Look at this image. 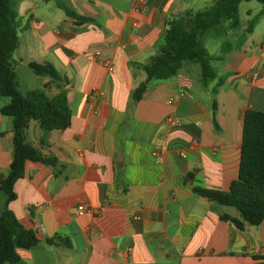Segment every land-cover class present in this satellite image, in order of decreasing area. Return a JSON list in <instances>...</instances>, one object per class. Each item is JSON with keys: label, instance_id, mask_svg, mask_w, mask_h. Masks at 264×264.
Returning a JSON list of instances; mask_svg holds the SVG:
<instances>
[{"label": "crops", "instance_id": "obj_1", "mask_svg": "<svg viewBox=\"0 0 264 264\" xmlns=\"http://www.w3.org/2000/svg\"><path fill=\"white\" fill-rule=\"evenodd\" d=\"M144 1L18 2L12 66L19 91L49 82L30 63L53 65L68 80L72 123L48 133L36 121L29 125L28 141L57 164L30 162L15 184L8 207L41 242L19 250L14 264H253L264 256V222L240 230L221 220H241L236 208L193 192L227 191L238 178L245 112L264 111V42L260 53L249 44L255 28L241 49L233 41L217 62L224 64L219 75L228 76L217 94L218 80L204 87L200 65L186 62L175 77L151 81L136 102L133 93L147 79L142 66L161 47L169 21L200 4ZM63 6L90 20L77 22ZM251 13L242 19L240 11V32ZM226 86L245 95L239 104L233 93L221 111L218 95ZM9 102L0 97V176L13 160V119L1 113ZM171 115L181 123L167 122ZM78 205L89 212L76 215ZM56 236L71 247L47 243Z\"/></svg>", "mask_w": 264, "mask_h": 264}, {"label": "trees", "instance_id": "obj_2", "mask_svg": "<svg viewBox=\"0 0 264 264\" xmlns=\"http://www.w3.org/2000/svg\"><path fill=\"white\" fill-rule=\"evenodd\" d=\"M19 1L21 0H0V97L10 99L1 113L13 119L14 145L8 173L0 176V191L7 196L0 216V264L19 262V250H29L41 242L36 233L26 229L8 207L16 199L15 184L24 177L28 163L46 166L57 164L56 158L43 156L28 141L27 130L30 123L36 121L44 133L67 130L72 123V112L65 89L68 80L53 65L30 63V70L49 82L44 89H35L24 95L19 91L18 76L12 66L13 54L20 44L16 28V8ZM244 1L262 4L260 15L264 16V0H213L204 9L187 10L169 21L161 47L150 63L142 66L147 79L134 91L133 99L140 101L151 81L169 80L178 75L186 62L200 65L201 84L204 87L218 80L214 89L217 94L228 76H220L215 63L225 61L226 54L234 49V45L231 41H225L222 53L212 55L205 47L203 38L208 33H212L215 38H224L230 32L241 30L240 5ZM63 9L77 22L90 20L78 16L65 6ZM255 20L248 22L246 32L237 41V49H241L247 36L253 33ZM50 87L57 89L58 93L50 95ZM193 192L211 202L236 208L241 214V220L227 215L222 216L221 220L240 230L245 224L258 226L264 222V111L248 109L245 112L238 178L231 183L229 190L194 187ZM47 243L71 247L70 241L60 236L47 240ZM253 259V264H264V256H254Z\"/></svg>", "mask_w": 264, "mask_h": 264}, {"label": "rangeland", "instance_id": "obj_3", "mask_svg": "<svg viewBox=\"0 0 264 264\" xmlns=\"http://www.w3.org/2000/svg\"><path fill=\"white\" fill-rule=\"evenodd\" d=\"M197 3H200L199 5H197V7H195V10H201L204 9L206 7H208L213 0H197ZM251 10V17L250 20H254V26H255V31L254 34L249 38V44L253 46V48H255L258 53L261 52V45L264 42V16L260 15L261 10H263V5L260 4L257 1H244L241 4L240 7V11H241V18L244 19L246 12ZM248 25V24H247ZM246 32V30H244L243 32H235L236 34H232V36H230L229 38H215L214 35L212 33H208L204 36L203 38V43L205 45V47L207 48V50L212 54V55H220L222 53V45L224 44L225 41H231L232 45L237 44V41L239 40V38L242 37L243 33ZM234 41V42H233ZM264 44V43H263ZM263 47V45H262ZM264 48V47H263ZM227 55V54H226ZM262 63V62H261ZM215 66L217 67V69L220 71L221 74H224V64H220L217 66V63H215ZM260 67H262V65H260ZM260 71V70H258ZM255 73H257L255 71ZM227 74V72L225 73ZM23 95L25 94V91L23 89V87H21V91H20ZM236 93L235 97V101L237 103H241L243 102L242 100L244 99V95L245 93L243 91H237V92H233ZM233 93H231L229 86H226L220 95H218V101H219V107L221 108V111H224L228 109V97L230 95H233ZM223 101V104H222ZM242 104V103H241ZM261 109H264V107H261ZM212 108H211V113H212ZM6 194L2 191H0V215L3 211L5 202H6Z\"/></svg>", "mask_w": 264, "mask_h": 264}, {"label": "built area", "instance_id": "obj_4", "mask_svg": "<svg viewBox=\"0 0 264 264\" xmlns=\"http://www.w3.org/2000/svg\"><path fill=\"white\" fill-rule=\"evenodd\" d=\"M144 5L147 4V1H144L142 2ZM113 67L110 66L109 67V70L110 71H113ZM174 101H171V103L173 104ZM167 122L169 123H175V124H180L181 123V119L178 117V116H175V115H171V116H168L167 117ZM87 212H89V209L85 206V205H78L77 208L75 209V214L76 215H84L86 214ZM140 218L139 217H134V220H139Z\"/></svg>", "mask_w": 264, "mask_h": 264}]
</instances>
